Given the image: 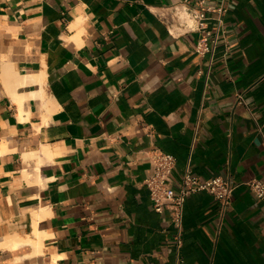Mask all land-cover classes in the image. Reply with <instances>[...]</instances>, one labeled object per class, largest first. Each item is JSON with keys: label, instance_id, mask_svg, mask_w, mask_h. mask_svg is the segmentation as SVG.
Returning <instances> with one entry per match:
<instances>
[{"label": "crops", "instance_id": "obj_1", "mask_svg": "<svg viewBox=\"0 0 264 264\" xmlns=\"http://www.w3.org/2000/svg\"><path fill=\"white\" fill-rule=\"evenodd\" d=\"M183 1L0 0V240L40 235L0 264H174L169 214L143 184L156 149L175 158V188L187 164L234 185L225 209L186 198L184 264H264V200L247 186L264 180V0H229L226 55L197 54V33L148 10ZM6 64L41 71L42 90L17 88L41 91L21 120Z\"/></svg>", "mask_w": 264, "mask_h": 264}, {"label": "built area", "instance_id": "obj_2", "mask_svg": "<svg viewBox=\"0 0 264 264\" xmlns=\"http://www.w3.org/2000/svg\"><path fill=\"white\" fill-rule=\"evenodd\" d=\"M229 0H217L213 4H205V0L189 2L184 0L162 9L148 8L156 17L167 24L168 32L173 35V25L179 28L178 34L194 32L198 34L194 52L203 55L214 53L221 44L223 55L229 52L225 14ZM245 100L238 95L237 105ZM150 166L143 184L149 192L153 210L157 213L167 211L173 234L167 240V245L175 251L174 264H184L180 255L182 247L183 209L186 198L195 192H208L218 201L221 209L229 206L234 185L221 175L202 178L193 173L187 164L177 188L173 186L172 173L175 165L173 155L156 149L149 157ZM252 194L259 200H264V180L251 179L247 182Z\"/></svg>", "mask_w": 264, "mask_h": 264}, {"label": "bare ground", "instance_id": "obj_3", "mask_svg": "<svg viewBox=\"0 0 264 264\" xmlns=\"http://www.w3.org/2000/svg\"><path fill=\"white\" fill-rule=\"evenodd\" d=\"M173 26H175V25H173ZM177 28V29H176ZM173 32H176L177 30L179 31V28L177 27V26H175L173 29ZM171 30V31H172ZM177 31V32H178ZM13 62V61H12ZM12 65V64H11ZM12 70H13V68H12ZM12 70H11V68L9 67V64H6L5 65V67H4V69H3V74L1 75L2 77H3V79L5 80V82L6 81H8L7 83H9L8 84V86H7V92H8V94L11 96V98H12V101L14 102V103H16L17 105H18V108H19V112H20V115H19V117H20V120L22 119V117H21V113H22V102H23V100H24V98H26L27 96H32V97H34V96H36L37 94H39V93H37L38 91V89L37 90H34V91H37L36 93L33 91L32 93H30L29 95L27 94H20V93H18L17 92V88H19V87H23V86H26V85H28V84H32V83H39V86H41L42 85V80L39 78V77H37V75L38 74H40V72L39 73H36V74H33V75H28V74H26V75H19L18 73L19 72H17L18 70H14V71H16L17 72V74H16V72L14 73V71L12 72ZM1 72V71H0ZM40 76H42V74L40 75ZM43 78V77H42ZM43 83H44V81H43ZM41 84V85H40ZM7 85V84H6ZM42 86H44V84L42 85ZM42 86L41 87H39L40 89L39 90H42ZM43 93V92H42ZM36 94V95H35ZM40 95V94H39ZM42 96V95H41ZM43 96H44V94H43ZM35 98V97H34ZM12 102V103H13ZM43 108V107H42ZM25 113V112H24ZM17 116V115H16ZM1 145H4V144H1ZM1 145H0V147H1ZM1 149V148H0ZM3 149H4V147H3ZM3 149H1V150H3ZM1 153V152H0ZM43 156V155H42ZM33 157H35V158H38L39 159V161H41V163H42V158H41V160H40V155L38 154V153H36V152H31V153H29V154H24V160L25 161H27L28 159H30V158H33ZM37 159V160H38ZM39 163V162H38ZM38 171L39 170H37L34 174L33 173H29V172H25L24 173V177H25V179H26V181L27 182H37L38 183V181H40L39 180V176H38ZM24 179V180H25ZM32 183V184H33ZM29 184V183H28ZM31 184V183H30ZM38 239L39 241H40V235H39V233H37V232H35L34 233V237H33V239L32 238H29V237H27V238H22V237H19V236H13V237H10L9 239H5V240H0V248H6V247H17V246H19V245H21V244H25V243H29V244H31V245H34V246H36L37 244H38V241H36V240Z\"/></svg>", "mask_w": 264, "mask_h": 264}]
</instances>
